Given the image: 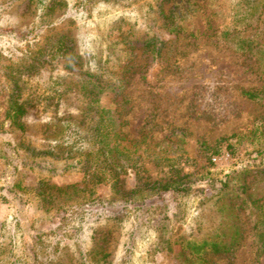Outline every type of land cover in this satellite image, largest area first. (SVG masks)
I'll use <instances>...</instances> for the list:
<instances>
[{
	"label": "rangeland",
	"instance_id": "1",
	"mask_svg": "<svg viewBox=\"0 0 264 264\" xmlns=\"http://www.w3.org/2000/svg\"><path fill=\"white\" fill-rule=\"evenodd\" d=\"M208 1L0 0V123L6 79L17 81L29 100L25 131L6 125L0 132V264H186V242L237 223L245 239L232 264H257L252 238L264 211V74L258 52L238 46L260 41L264 11L236 18L237 0H212V9ZM188 4L194 5L187 32H172L168 17L176 5L186 13ZM244 17L251 26L243 29ZM218 26L232 27L229 35ZM152 37L164 43L155 65L143 46ZM124 38L135 43L138 69L122 94L108 89L88 99L79 85L85 73L123 57ZM253 89L261 92L259 102L242 95ZM93 98L120 113L121 144L136 163L120 179L126 192L147 198L120 222L100 204L122 208L112 182L94 186L85 170L55 157L61 147L89 151L84 137L62 127L90 126ZM174 181L191 188L179 201L161 189ZM169 219L172 250L167 231L157 251Z\"/></svg>",
	"mask_w": 264,
	"mask_h": 264
},
{
	"label": "trees",
	"instance_id": "2",
	"mask_svg": "<svg viewBox=\"0 0 264 264\" xmlns=\"http://www.w3.org/2000/svg\"><path fill=\"white\" fill-rule=\"evenodd\" d=\"M192 1V0H189ZM191 3V2H190ZM207 8L212 9V0L208 1ZM189 6L184 7V12L179 11V6L176 5L175 10L168 17V22H170V27L172 32H187L186 23L190 21L191 18L188 15L192 12V7L194 4H188ZM261 9L264 11V0H237L235 9V17H240V15L245 10L247 13L251 14L254 10ZM211 15L214 13L211 11ZM244 22H241L244 28L251 26L249 23V18L244 17ZM242 20V21H243ZM239 22L236 19V23L232 25L234 27ZM249 23V24H248ZM232 27H222L218 26L219 29L224 28V35H229ZM133 29V28H131ZM243 31V30H242ZM134 32V31H133ZM241 34V33H239ZM192 37L196 35L191 34ZM240 36V35H239ZM260 41L255 42L250 39H245L239 44V51L249 52L252 54L255 50L258 52L259 60L258 62L262 65V73L264 74V30L256 35ZM124 41V56L117 57L116 60L108 59L97 69L94 74L85 73L82 81L80 82V91H83L88 99L90 96L95 97L99 94L111 89L116 95L122 94L125 89L128 79L134 75L138 66L133 64V51L135 49V43ZM164 43L156 38L152 37L143 43L145 56L148 58L152 57L153 62L151 65H155L156 60L161 56V51ZM63 50V47L61 48ZM148 56V57H147ZM75 59L82 61V57L78 54L74 56ZM150 65V64H149ZM143 78H147V73L145 72ZM6 84L1 90L2 93V122L0 123V132L5 131V126L8 125L9 128H14L25 131V126L22 123V119L28 113L29 100H25L21 92V87L18 82L15 81L13 84H9V80L6 79ZM9 84V86H7ZM242 95L251 101L259 102L262 100L261 92L257 90H242ZM128 102L126 101V104ZM89 107L92 110V124L86 129H83L78 124H67L63 128H71L73 132L84 137L88 142L90 148L86 154L81 153L82 151L73 148L61 147L60 152L55 156L57 160H62L66 162V167L75 168L80 167V169L85 170L86 176H88L87 181L95 185H100L108 182H112L114 189V195L117 197V201H121L123 204L119 205L122 208L112 207L108 202L100 201L101 205H105L110 210H107L110 218L116 221H123V215H129L143 203L144 199L147 198H137L135 193H128L123 188V181L120 179L121 176L126 173L131 167H134L136 163H132L130 156V150L127 146H122L121 142L125 139L122 128L119 112L113 111L111 109H104L96 106V100L89 103ZM84 131V132H83ZM64 146V144L62 145ZM77 151L75 156H72L73 151ZM39 155H51L50 152L42 153ZM73 160V163H69ZM132 165V166H131ZM227 185L224 184L223 189H226ZM75 189V188H74ZM161 189L164 192L172 193L176 198H184L190 193L191 188H187L185 184L181 182H171L162 186ZM58 191H63V189H58ZM92 193L93 190H92ZM179 201V199L177 198ZM99 202V201H98ZM244 203H246L244 201ZM236 208H243L238 207ZM235 208L231 210L234 211ZM75 212V211H74ZM227 216L231 215V212H227ZM126 218V217H125ZM131 236L134 237V232L137 230L138 226L134 227ZM171 220H168V226H163L166 232L159 235L157 240V251H162L163 243L162 240L168 231V251H171L170 234L171 230ZM244 229L237 223L231 226L225 227L220 235L211 236L205 238L200 242H186V249L189 250V254L186 257V264H216V259L228 260L229 264H232L238 251L243 247L244 242ZM253 247L256 249L255 262L257 264H264V211H261L260 215L257 217L255 226L253 227ZM108 255H104L103 258L106 260Z\"/></svg>",
	"mask_w": 264,
	"mask_h": 264
}]
</instances>
